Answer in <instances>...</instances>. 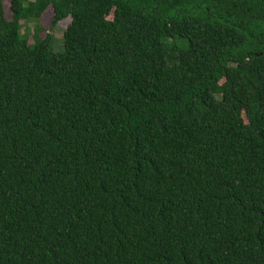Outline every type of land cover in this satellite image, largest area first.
I'll return each mask as SVG.
<instances>
[{
    "label": "trees",
    "instance_id": "obj_1",
    "mask_svg": "<svg viewBox=\"0 0 264 264\" xmlns=\"http://www.w3.org/2000/svg\"><path fill=\"white\" fill-rule=\"evenodd\" d=\"M0 264H264V0H0Z\"/></svg>",
    "mask_w": 264,
    "mask_h": 264
},
{
    "label": "rangeland",
    "instance_id": "obj_2",
    "mask_svg": "<svg viewBox=\"0 0 264 264\" xmlns=\"http://www.w3.org/2000/svg\"><path fill=\"white\" fill-rule=\"evenodd\" d=\"M6 11V17L8 19L11 18L10 10L7 8V3L5 7ZM51 17H52V10L51 8H48L42 16L40 17V24L42 26V31L40 32L41 37H45L49 35L51 37L50 46L54 51H60L62 50V29L66 27V25L69 23V18H66L59 22L58 25H51ZM112 17V13L108 16V18ZM25 24H23L24 26ZM28 28L25 30L30 35L32 34V31L36 24L34 23H27ZM30 42H32V37H30Z\"/></svg>",
    "mask_w": 264,
    "mask_h": 264
}]
</instances>
